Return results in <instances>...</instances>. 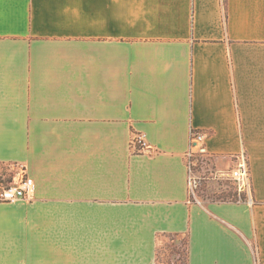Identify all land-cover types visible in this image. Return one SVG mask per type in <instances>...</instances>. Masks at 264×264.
Listing matches in <instances>:
<instances>
[{
    "label": "crops",
    "instance_id": "0c3cea01",
    "mask_svg": "<svg viewBox=\"0 0 264 264\" xmlns=\"http://www.w3.org/2000/svg\"><path fill=\"white\" fill-rule=\"evenodd\" d=\"M192 130L217 172L245 154L244 200L189 197ZM21 174L0 264H156L160 233L264 264V0H0V188Z\"/></svg>",
    "mask_w": 264,
    "mask_h": 264
},
{
    "label": "built area",
    "instance_id": "2783aa9c",
    "mask_svg": "<svg viewBox=\"0 0 264 264\" xmlns=\"http://www.w3.org/2000/svg\"><path fill=\"white\" fill-rule=\"evenodd\" d=\"M204 138V133L192 130L190 134V150L188 152V158L196 156L198 153L205 154V149L201 145ZM134 143L140 148L145 147V141L142 135H136L134 137ZM236 163L233 168L229 171L228 176L234 181L237 192L239 195L245 197L249 194L250 190V174L249 167L246 161L245 154H239L236 156ZM188 192L190 198H195V190L199 185L197 177H194L190 173V166L188 161ZM33 179L21 174L19 179L13 181L11 184L0 188V201H14L27 195L33 189Z\"/></svg>",
    "mask_w": 264,
    "mask_h": 264
},
{
    "label": "rangeland",
    "instance_id": "374dc122",
    "mask_svg": "<svg viewBox=\"0 0 264 264\" xmlns=\"http://www.w3.org/2000/svg\"><path fill=\"white\" fill-rule=\"evenodd\" d=\"M189 166L191 175L197 177L199 181V185L195 190V199L197 201L220 202L228 199V192H237L234 181L228 176L229 172L220 173L216 171L212 156L206 153H198L196 156L191 157ZM166 257L167 254L164 253V248L160 249L159 264H167L165 263Z\"/></svg>",
    "mask_w": 264,
    "mask_h": 264
},
{
    "label": "trees",
    "instance_id": "16d2710c",
    "mask_svg": "<svg viewBox=\"0 0 264 264\" xmlns=\"http://www.w3.org/2000/svg\"><path fill=\"white\" fill-rule=\"evenodd\" d=\"M228 199L223 201H240L244 200V195L235 192H228ZM164 241V242H163ZM164 248L167 254L165 263L167 264H187V237L183 234L160 233L156 236L155 261L159 264V251Z\"/></svg>",
    "mask_w": 264,
    "mask_h": 264
}]
</instances>
